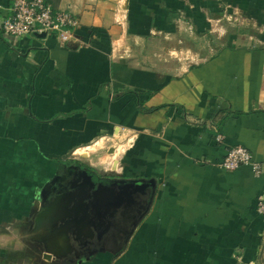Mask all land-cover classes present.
Here are the masks:
<instances>
[{
	"label": "crops",
	"instance_id": "0c3cea01",
	"mask_svg": "<svg viewBox=\"0 0 264 264\" xmlns=\"http://www.w3.org/2000/svg\"><path fill=\"white\" fill-rule=\"evenodd\" d=\"M46 1L70 42L6 35L0 0V264H264V0ZM107 143L156 196L122 249L71 262L36 201ZM237 145L260 175L220 167Z\"/></svg>",
	"mask_w": 264,
	"mask_h": 264
},
{
	"label": "water",
	"instance_id": "95a60500",
	"mask_svg": "<svg viewBox=\"0 0 264 264\" xmlns=\"http://www.w3.org/2000/svg\"><path fill=\"white\" fill-rule=\"evenodd\" d=\"M36 36L44 38L47 36V34L39 33L36 34ZM81 172L85 178L78 179L74 182L75 184L79 182L78 185H72L71 187H67V189L64 190L61 189L62 191L57 192L54 196V199H52V196L48 194L51 196L50 202L47 208L43 209L42 215L46 219L44 224H46L47 237L49 240H52V242H58V240L71 241L72 239L69 235V232L74 227L82 230V233L79 236L82 234L83 235L79 239L86 241L89 237H94V234L90 232L93 225L98 226L100 232L96 233V237L99 239V242H103V240L109 234V228L112 227L116 222L115 215L113 216L114 212L116 211L114 208L116 207L119 209L124 203V197L122 196V193L129 192L130 194L127 199L129 200L133 193L138 191V189L144 185L143 183H145V180L153 183V193H155L156 184L154 181L156 180L154 178H134L128 181L130 182L128 186H130L132 190L128 189L123 192L118 191L116 194L107 199L103 197L102 199L98 200L97 196L99 198L100 193H98L97 189H95L97 183L94 181L93 176L89 174L87 168H81ZM52 182L55 183V180ZM47 186V192H50L51 186ZM42 200L43 199L41 197L38 198L36 205L40 204ZM152 204L153 197L147 204L146 209L138 216L132 225L127 240L132 236L143 219L149 214ZM106 207L113 209V211L108 215L107 213H104L106 211ZM97 215L102 216L96 217ZM106 224H108V227ZM53 253L57 255L55 251ZM47 256L50 258L52 254H48Z\"/></svg>",
	"mask_w": 264,
	"mask_h": 264
},
{
	"label": "flooded vegetation",
	"instance_id": "af4514ba",
	"mask_svg": "<svg viewBox=\"0 0 264 264\" xmlns=\"http://www.w3.org/2000/svg\"><path fill=\"white\" fill-rule=\"evenodd\" d=\"M69 172L64 176L65 178L59 177L58 180H55V183L52 182L50 192H41V198L44 200V208H47L50 198L52 196V199H54V196L57 192H60L64 189H67V187H71L72 185H78V183H74L78 179H84L81 172V168H87L90 175L93 176L94 181L97 183V186L95 189H97V192L99 194V198L97 196V199L100 200L103 197L109 198L116 194L118 191L123 192L125 190H132L130 186V182H128L131 179L134 178H146L151 179L143 176H129L126 173H117L111 170H101L96 167H92L90 164L81 161L78 158L72 157V159L67 163ZM62 178V179H61ZM155 182V193L153 183L146 181L143 183L138 191H135L131 198L129 197V192L122 193V196L124 197V203L122 207L117 209L114 208L116 211L114 212L113 216L115 215V224L109 228L108 232L109 234L107 237L103 240V242H99V239L96 237V233L100 232L98 229V226L93 225L91 227V233L94 234L93 238H88L86 241H82L81 236H79L82 233L81 229L78 228H72V230L69 232V235L71 237V243L70 250H72L71 255L67 256V258L71 262H76L79 260L80 256H85L90 253L96 252L98 250H113V251H119L122 249L127 241V238L129 236V233L131 231L132 225L138 218V216L146 209L147 204L151 201L153 197V202L156 196L157 192V181ZM62 186V187H61ZM99 188V189H98ZM62 189V190H61ZM50 194V195H48ZM40 198V196L38 197ZM71 198V197H68ZM67 198V199H68ZM98 202V201H97ZM96 202V203H97ZM108 208V209H107ZM113 209H110L109 207H106V211L104 213H111ZM102 215H97L96 217H99ZM108 227V224H106Z\"/></svg>",
	"mask_w": 264,
	"mask_h": 264
},
{
	"label": "built area",
	"instance_id": "2783aa9c",
	"mask_svg": "<svg viewBox=\"0 0 264 264\" xmlns=\"http://www.w3.org/2000/svg\"><path fill=\"white\" fill-rule=\"evenodd\" d=\"M78 23L76 14L56 9L46 0H12L11 13L3 22V32L18 38L46 33L56 36L61 43L66 44L75 38L73 29ZM222 139V135L217 136L219 142ZM219 165L226 170L248 166L256 175L263 171L262 164L242 145L231 147ZM258 212L264 215V201L258 204Z\"/></svg>",
	"mask_w": 264,
	"mask_h": 264
},
{
	"label": "rangeland",
	"instance_id": "374dc122",
	"mask_svg": "<svg viewBox=\"0 0 264 264\" xmlns=\"http://www.w3.org/2000/svg\"><path fill=\"white\" fill-rule=\"evenodd\" d=\"M233 33L237 34V30ZM114 144V143H113ZM108 143L95 151L93 147L78 150L76 153L81 161L90 164L101 170H113L114 172L126 171V163H128V155L125 153V146L118 145L116 149L109 148ZM114 150V151H113ZM77 157V156H76Z\"/></svg>",
	"mask_w": 264,
	"mask_h": 264
}]
</instances>
